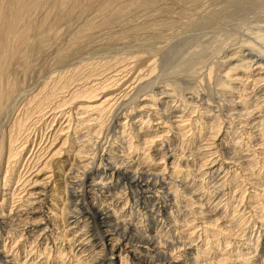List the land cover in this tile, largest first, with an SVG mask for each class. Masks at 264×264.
<instances>
[{
	"label": "bare ground",
	"instance_id": "bare-ground-1",
	"mask_svg": "<svg viewBox=\"0 0 264 264\" xmlns=\"http://www.w3.org/2000/svg\"><path fill=\"white\" fill-rule=\"evenodd\" d=\"M99 1L0 0V264H264V15L191 82L147 52L18 87L46 16L152 2Z\"/></svg>",
	"mask_w": 264,
	"mask_h": 264
},
{
	"label": "rangeland",
	"instance_id": "rangeland-1",
	"mask_svg": "<svg viewBox=\"0 0 264 264\" xmlns=\"http://www.w3.org/2000/svg\"><path fill=\"white\" fill-rule=\"evenodd\" d=\"M106 1L108 0H100L99 3H104ZM151 1L152 2L148 4L149 7L144 5L140 6L139 1H131V3L129 2L128 4L123 3L125 5L124 8L121 7V2H115L113 7H115V10H118L120 15L114 13H112V15L103 14L99 10L97 3V6L92 5L91 7L93 8H88V11L91 9L89 12L86 10L82 12L74 10L72 18H70L71 13L63 16L61 20L59 19L61 24H64L63 26H60L58 20L53 21V18H56L55 16L51 17L53 14L46 16L47 19L44 24L46 26L42 27V25L40 27V32L46 37L55 35V38L49 36V39L47 37L46 39L49 40L45 43L47 49L42 45L41 49L44 51H38L40 52L39 58L37 57L38 60L33 64L34 66L30 67V69L25 67L26 69L23 68L22 71L17 70L13 72V77H11L12 80L17 85L19 84L18 87L44 85L50 78L69 73V71L79 67L83 68V66L88 63L99 64L105 61L114 62L119 58L127 60V58L130 59L137 54L145 56L148 54L147 52H149L151 56L154 55V60H152L154 62L152 63L153 67L155 66V73L152 75L154 77L151 78H160V81H164L163 84L168 81L173 82L179 80L180 78L189 80L193 77L197 78L200 73H206L207 70H209L208 68L212 67L215 62V67H217L224 53L230 50H236V46L239 45L240 41L249 37L247 32V30H250L249 28L257 24H259L257 26L260 27L264 23V18L260 17L264 15V0H262L260 4L255 3L257 6H252V0L240 1V5H236V8L229 4V2L227 3L228 0ZM243 4L249 7L245 8ZM254 7L256 9H254ZM252 12H256L257 14L254 13V15ZM239 13L242 14V17H240L241 15ZM75 14L77 15L76 17L74 16ZM78 14L80 15L78 16ZM39 17L36 16V18L32 20L34 21L38 18L39 20L43 19L42 16ZM257 18L263 20L259 19L261 22L258 20L256 24L255 19ZM37 21H34V24L38 23ZM56 24L59 26H56ZM47 27H50V29L53 28L51 32L53 31L52 33L54 34L48 32L50 29ZM43 28H47L48 30ZM148 43L151 45H148ZM148 46L150 49L147 48ZM148 49L150 51H148ZM144 50H146V52H143ZM187 76L191 78L188 77V79ZM189 82L191 81L189 80ZM139 86H137L123 102L120 101L121 104L118 102L119 104H116V108L114 107L115 110L127 107L128 109H125L129 111L131 106L134 105V97L137 100L139 99L138 95L140 96L143 93ZM130 99H132L131 102ZM109 118L110 117L104 119V121L108 123ZM105 130L104 134H106ZM128 133L129 131H126L124 135ZM100 153L101 150L99 154ZM1 186L2 182H0V193ZM249 191L250 189L246 194ZM256 215L258 217L259 213H256ZM242 224L241 222L239 223L240 227H238V229H243L244 225L242 226ZM194 239L195 242L193 243L197 244L198 242L196 241L198 238ZM216 240H220V238L218 237ZM203 248L206 247H202V249ZM201 257L206 258L209 256L202 255Z\"/></svg>",
	"mask_w": 264,
	"mask_h": 264
}]
</instances>
